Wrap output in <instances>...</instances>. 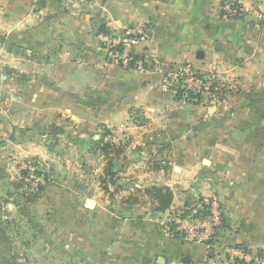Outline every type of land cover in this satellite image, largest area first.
Segmentation results:
<instances>
[{
	"label": "crops",
	"instance_id": "obj_1",
	"mask_svg": "<svg viewBox=\"0 0 264 264\" xmlns=\"http://www.w3.org/2000/svg\"><path fill=\"white\" fill-rule=\"evenodd\" d=\"M68 1L0 0V43L11 42L0 44V65L31 71L9 114L0 107V162L13 171L1 177L19 187L25 166L47 177L24 193L28 243L45 247L48 264H264V0H242L238 17L221 14L222 0H81L64 12ZM101 25L142 30L134 53L156 69L107 63ZM184 64L237 90L177 95L163 77ZM103 87L109 96H98ZM107 140L126 144L110 179L98 150ZM150 184L172 191L166 211L154 209ZM211 200L222 213L217 239L233 253L162 227ZM21 203L14 194L10 204Z\"/></svg>",
	"mask_w": 264,
	"mask_h": 264
},
{
	"label": "rangeland",
	"instance_id": "obj_2",
	"mask_svg": "<svg viewBox=\"0 0 264 264\" xmlns=\"http://www.w3.org/2000/svg\"><path fill=\"white\" fill-rule=\"evenodd\" d=\"M58 1H63V0H58ZM68 4L63 6L62 11L64 12L76 11V8L82 5V1L69 0ZM96 37H97L96 39L99 42L100 48L102 49L104 55L106 56L107 63L122 68H128L119 63V60L117 56H115L113 49L105 43L102 37H98V36ZM9 43H11L9 40L6 41L4 40V42H1L0 44L2 45ZM81 51H82L81 52L82 59L84 58L86 61L91 60L92 54L83 53L84 49H81ZM148 61H149L147 63L148 67H151L152 69L154 68L156 69V63L154 61L152 62L151 60ZM4 64L5 65H0V107L2 110L6 111V113L9 114V110H12L14 103V101H12L13 100L12 98L16 96H24L21 91L24 88L25 77L26 75L30 76L31 71H28V69L27 71H25L23 69L12 67L8 63H4ZM100 71H102L101 68ZM164 77H166V75ZM103 89L104 91L108 90V88L106 89V87L105 88L103 87ZM96 92H97L96 89L95 91L92 90L93 94H95ZM98 96H109V95H107V91H106L105 95H98ZM6 119H7L6 120V125H7L9 123L8 117H6ZM28 168L29 167L25 166L24 168L20 169V171H18L20 185L19 187H15V186L13 187L11 184H9V182L7 181L5 182L1 177V173L3 174L9 172V170L13 172L11 166L8 165V163L2 164V162H0V228L4 229L5 233L8 235V238L10 239L11 242L10 245L7 244L3 245L1 244L2 240H0V264H48L47 261L41 259L45 247L42 245L31 246L28 243V241L32 236V233L28 224H26V222L28 223V220L26 217V212L24 207L26 201L25 200L26 197L24 193L28 192L27 189L32 187L33 185L25 180V177L28 173ZM23 172L25 173L23 174ZM37 186L38 185H36V187ZM14 194L22 195V203H21L22 207L14 208L13 205H11L12 203L10 204V200H14ZM213 202L215 201L211 200L203 203L207 207L205 208L206 209L205 214L209 213L210 210L209 208L211 206V203ZM213 208L216 214H218L219 212L216 203H213ZM219 215L222 218V213H219ZM168 225L171 228V233L175 232L178 234L179 237L175 239H186L189 241L196 242L195 240H192L191 237L189 236L187 237V235L183 234L182 231H180L179 229H176L172 218L171 221H169ZM219 227L220 228L223 227V221L220 222ZM216 236L218 237V234L217 235L215 234V236L213 237V242L210 247L211 252H216L217 254L223 253L224 255L230 254L225 251L226 243L221 244ZM10 255H12L13 260L9 259ZM51 264H56V262L52 261Z\"/></svg>",
	"mask_w": 264,
	"mask_h": 264
},
{
	"label": "built area",
	"instance_id": "obj_3",
	"mask_svg": "<svg viewBox=\"0 0 264 264\" xmlns=\"http://www.w3.org/2000/svg\"><path fill=\"white\" fill-rule=\"evenodd\" d=\"M244 9L242 0H230L225 2L222 6L224 14L229 17L240 16ZM262 25L264 26V17L262 18ZM143 34L144 32L140 29L134 30L132 28H126L117 33L100 34L99 37H102L105 43L113 49L119 63L127 67L129 60L132 58V54H134V46L142 38ZM137 64L138 67L136 69L145 70L148 67V64L146 67H142L141 60L137 61ZM163 85L165 88H171L176 93L183 92L186 96L190 93L192 95L191 98L194 100L201 96H208L212 99H222L234 93L238 87L231 81L223 82L216 79L214 76L204 77L190 64H184L172 73L166 74V77H163ZM101 131L108 140L112 138L113 132L109 128H101ZM25 180L34 186L44 184L45 182L43 173L38 171L34 166L28 168ZM213 203H211L210 208L208 207L210 209L209 213L195 218H192L190 214L194 213L196 209L185 208L176 211L173 217H170L163 225L164 231L167 234L171 233V228L168 224L172 218L176 229L182 231L187 237H191L192 240L205 244L210 248L213 237L215 234L217 235L220 230L219 226L222 221L219 213L216 214ZM185 210H190L189 215L184 216ZM208 240H210V243H206ZM225 251L227 253H233V246L226 244Z\"/></svg>",
	"mask_w": 264,
	"mask_h": 264
},
{
	"label": "trees",
	"instance_id": "obj_4",
	"mask_svg": "<svg viewBox=\"0 0 264 264\" xmlns=\"http://www.w3.org/2000/svg\"><path fill=\"white\" fill-rule=\"evenodd\" d=\"M223 4H224V0H222L221 6H223ZM220 11H221V14H224V11L222 10V8ZM98 32H101L103 34L108 33V31L103 27V25H101L98 28ZM140 60L142 61V67H146L147 62L145 61L144 56L139 55V54H135V53L132 54V58H131V60H129L127 67L128 68H137L138 67L137 61H140ZM179 93L180 92H177V95H179ZM187 97L191 98L192 95L189 93L187 95ZM134 121H136V122L140 121V117L138 116L137 111H135ZM125 145L126 144H122V143L116 144L114 142L107 140V141L102 142V144L100 146H98V150L100 151V153L103 154L104 158L106 159L107 165H106V168L104 170V172H105L104 174L106 176H108L109 179L112 178V176H113V172L110 171L109 167L111 166L112 161L114 159H116L117 157H119L120 154L123 152ZM40 172H42V171H40ZM24 173L25 172H23V174ZM43 175L45 178H47L44 173H43ZM104 181L105 180L102 179V182H104ZM41 188H42V186H40V185H38L36 187L37 190H40ZM146 192L150 193L152 195V197L155 199V202H156V205L154 206L155 210L164 212L170 207V205L172 203L173 193L167 186H165L163 184H155V185L150 184L148 186V188H146ZM201 207L202 208H198L195 210L194 213L190 214L192 218H195V217H198V216L205 214V212H206L205 208H207V207L204 204H202ZM189 211L190 210H185L184 216L189 215V213H190ZM170 235H172L173 238L179 237L178 234L175 232L170 233ZM0 240H2L1 244H3V245H5V244L10 245L11 244L10 239L8 238V235L5 233L3 228H0ZM206 243H210V240L206 241ZM235 247H239V246L235 245ZM9 259L13 260L12 255L9 256ZM182 264H191V262L184 260V261H182Z\"/></svg>",
	"mask_w": 264,
	"mask_h": 264
},
{
	"label": "water",
	"instance_id": "obj_5",
	"mask_svg": "<svg viewBox=\"0 0 264 264\" xmlns=\"http://www.w3.org/2000/svg\"><path fill=\"white\" fill-rule=\"evenodd\" d=\"M94 205H95V202L91 199H86L85 200V207L88 208V209H92L94 208ZM159 262L163 263L164 262V259L163 258H160L159 259Z\"/></svg>",
	"mask_w": 264,
	"mask_h": 264
}]
</instances>
